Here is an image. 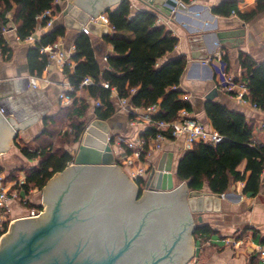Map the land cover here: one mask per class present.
I'll list each match as a JSON object with an SVG mask.
<instances>
[{
    "label": "trees",
    "instance_id": "obj_1",
    "mask_svg": "<svg viewBox=\"0 0 264 264\" xmlns=\"http://www.w3.org/2000/svg\"><path fill=\"white\" fill-rule=\"evenodd\" d=\"M55 1L0 0V45L4 59L11 58V48L1 35L2 27L8 23L7 12L12 13L18 35L25 38L35 30L38 15L54 6L59 10ZM263 8L264 0H256L255 9L249 14L254 15ZM212 10L229 15L232 10L238 12L237 2H222ZM106 14L112 31L104 39L113 48V53L107 56L108 67L102 69L99 66L91 35L80 32L75 38V49L70 58L73 66L67 64L63 68L73 88L69 93L74 97L73 110L69 115V126L73 132L71 144L80 140L90 108L85 99L76 98V91L82 88L87 90L92 99L100 101V106H94L93 109L95 116L100 119H108L115 113V104L110 97L112 87L120 97H128L132 105L138 108L158 104L156 119L172 121L181 109L192 110L191 104L180 97L182 91L177 88L186 67L185 56L163 60L174 50L178 38L165 25L158 23L153 11H132L130 0H122L113 9H108ZM242 16L247 18L248 14L242 13ZM41 23L45 24L46 18ZM64 31L63 26L53 28L41 35L38 45L29 48L28 67L31 74L41 75L48 64L47 56L39 52V45L53 43L64 35ZM239 62L242 68L240 80L247 83L248 98L264 109V60L257 62L251 55L241 51ZM85 77L92 78L93 82L80 86ZM102 81H107L110 88L102 86ZM204 109L222 140L215 145L195 143L178 160L177 180L186 182L190 190L202 189L207 185L210 192L217 194L224 193L231 180L242 181L243 193L255 196L264 180V142L256 134L264 131V123L255 126L242 112L213 100H207ZM156 132L155 126H150L144 135L153 136ZM17 146L28 160H37L34 166L21 168L26 173L25 183L21 186L26 194L32 189L41 190L54 174L63 171L72 161L69 151L60 144L56 146L53 140L43 141L34 149L20 143ZM242 162L245 166L240 171L238 166ZM15 173L11 178H14ZM136 183L140 189L144 187V179ZM28 206L42 208L40 205ZM6 230V226L0 229V237ZM213 233L215 231L208 225L201 224L195 228L193 236L195 239L208 238ZM261 243H264V237ZM257 259V256L251 257L249 264H259Z\"/></svg>",
    "mask_w": 264,
    "mask_h": 264
},
{
    "label": "crops",
    "instance_id": "obj_2",
    "mask_svg": "<svg viewBox=\"0 0 264 264\" xmlns=\"http://www.w3.org/2000/svg\"><path fill=\"white\" fill-rule=\"evenodd\" d=\"M179 1L183 7L176 8L170 15L153 12L158 17V23L165 25L178 38L174 50L164 56L163 60L181 55L186 58V67L177 88L182 91L180 97L191 104V114L206 127L213 128L205 113L204 105L207 101L205 97L215 91L213 101L220 102L229 109L242 112L246 119L251 120L255 126L263 124L264 115L248 106L241 105L220 89L217 86L218 77L214 68L202 61L222 52L227 70L236 79L242 77L239 62L241 51L251 55L257 62L263 61L264 8L251 15L249 13L255 9L256 0H190L188 3ZM226 1L237 2V14L230 12L229 15H225L213 12V7ZM66 2L67 0H59L56 3L60 14L55 17L52 28L45 32L63 26L64 35L57 40L62 42L65 50L73 53L75 47L73 49L72 47L75 46V38L80 32L63 25L64 18L61 11ZM115 3L111 4L109 9H113L118 4ZM131 7L132 11H152L142 0H131ZM106 11L102 14L107 16ZM242 13L248 14V17H243ZM107 26L109 34L112 30L109 25ZM217 33L228 35L232 42L219 43ZM90 35L95 58L99 66L105 69L108 67L107 56L113 53L112 45L104 37L92 33ZM7 38L9 41L7 45L11 48V58L6 60L0 55V98L10 96L19 114L10 118L9 124L16 129V133L13 145L0 154V168L6 171L8 179H11L13 174L21 168L34 166L37 163V160H28L17 144L20 143L34 149L43 141L53 140L62 122L69 120L74 105L73 102L66 105L59 99V93L68 88L69 80L63 69L55 65H48L41 75H35L46 78L47 82L41 80L39 87L34 88L25 81L24 90L20 91L16 79L22 76H34L28 67V51L33 46L18 43L12 34H9ZM236 39H240V42H236ZM75 95L77 99H85L90 104L87 114L96 118L93 110L94 99L89 96L87 90L79 89ZM113 101L115 113L107 119L113 132L118 133L124 139H134L138 135H144L145 130L150 126L132 125L133 115L118 111L116 99ZM153 105H156L154 114H157L159 105ZM136 111L144 113L143 108H138ZM256 134H258L257 138L264 142V131ZM164 152L173 153L172 164L173 168H176L178 160L184 154V137L166 140L161 150L153 149L149 153H144L142 155L144 166L148 169L157 166ZM69 153L72 155V151ZM244 166L245 163L242 162L238 169L243 171ZM174 177L175 181H178L176 174ZM243 187L244 182L231 180L228 189L222 193L223 196L219 200L220 210L203 212L204 224L215 231L208 238L193 239L194 254L197 253L204 264H249V259L253 256H257L259 264H262L257 249L258 246L264 245L261 243L264 237V180L259 193L255 196L244 194ZM202 189L209 191L207 185H204ZM40 202L41 200H30L29 204L38 206ZM10 205V216L13 221L24 214L25 207L20 201L13 200ZM254 231H256L255 234H253ZM197 241L199 243L202 241L200 248L196 247Z\"/></svg>",
    "mask_w": 264,
    "mask_h": 264
},
{
    "label": "water",
    "instance_id": "obj_3",
    "mask_svg": "<svg viewBox=\"0 0 264 264\" xmlns=\"http://www.w3.org/2000/svg\"><path fill=\"white\" fill-rule=\"evenodd\" d=\"M121 1L67 0L61 11L63 25L79 32L84 26L90 34L104 37L108 26L98 15ZM142 1L152 11L166 15L183 7L179 0ZM95 17L96 21L91 19ZM217 37L221 44L232 42L223 33ZM214 95L212 91L205 98L213 100ZM109 130L107 119L96 117L90 122L72 161L42 188L46 222L31 225L38 220L35 217L12 221L0 237V264H185L194 254V230L204 224V211L220 210L223 194L190 190L186 182L177 185L173 153L164 152L143 178L145 191L138 198L139 186L116 162ZM15 133L0 114V154L13 145ZM151 210H156L151 234L160 237L148 247L154 249L152 255L126 256L133 245L130 237L143 235ZM163 236H170L171 241L167 243ZM53 245L60 248L53 249ZM55 252L64 254L44 257Z\"/></svg>",
    "mask_w": 264,
    "mask_h": 264
},
{
    "label": "built area",
    "instance_id": "obj_4",
    "mask_svg": "<svg viewBox=\"0 0 264 264\" xmlns=\"http://www.w3.org/2000/svg\"><path fill=\"white\" fill-rule=\"evenodd\" d=\"M56 0L55 3H58ZM56 7H52L44 11L42 14L36 17L38 24L35 30L26 36L21 38L16 30V26L13 22L11 12H7L6 17L8 23L4 25L1 29V35L5 41L8 43V36L12 34L18 43H25L30 46L38 45L40 37L44 32L52 28L54 24L55 17L60 11ZM232 14H237L236 10L231 11ZM105 24L110 26L108 18L105 14L98 15ZM46 18V23L42 24V19ZM96 21L95 18H91ZM111 28V26H110ZM82 32L89 34V31L83 26ZM74 46L72 47V49ZM2 49L0 45V55ZM39 52L47 56V61L49 65H55L61 69L67 64H72L71 61V51L65 50L62 42L56 40L53 43L46 45H39ZM203 63H209L215 70L218 80L217 86L228 93L232 98L236 99L238 103L243 106H248L252 110L259 114L264 115V109L255 103H252L248 98L249 89L247 83L236 79L227 70L226 62L223 59V53L218 52L213 56L207 57L202 61ZM43 80L47 82L46 78L37 76H22L16 79L18 89L20 91L24 90L23 83L26 81L28 85L32 87H39L40 81ZM93 82L92 78L85 77L80 86L88 85ZM101 85L105 88H110L107 81H102ZM110 97L116 99L118 111H123L128 115H133L131 124L134 126H155L157 130L156 134L153 136H136L134 139H124L119 137L118 146L113 144V151L116 158L117 164L126 167L128 169V174L134 182L139 179H143L149 169L146 168L142 161V155L144 153H149L150 150L156 149L161 150L163 143L166 140H173L180 136L184 137V153L194 146L195 143L205 142L209 144H217L222 140V136L214 128L206 127L198 118H196L191 111L183 108L178 112L177 117L172 121H164L155 118L154 111L156 105L147 106L144 109V113H139L136 111L138 107L131 104L128 97H120L117 90L112 87ZM72 86L68 83V88L59 93V99L66 105L71 104L74 101V97L69 93L72 91ZM133 89L131 90V92ZM99 100H94V106H100ZM0 114L3 115L8 122L10 118L19 114V110L14 106L10 96H2L0 98ZM111 139V136H108ZM113 142V139H111ZM110 141V140H109ZM26 175L23 171H18L14 178L8 179V173L0 168V229L5 226L8 228L10 223L13 221L11 218V201H20V196L24 197L26 193L21 188L25 183ZM24 208V214L18 218L24 217H38L42 214L43 209L38 207H29L26 205V200L22 204ZM41 206V205H40ZM258 254L261 256L262 264H264V245L258 246ZM195 256V255H194ZM193 256V257H194ZM192 257V258H193ZM190 258V260L192 259ZM188 260V261H190ZM186 264H194V262H188Z\"/></svg>",
    "mask_w": 264,
    "mask_h": 264
},
{
    "label": "rangeland",
    "instance_id": "obj_5",
    "mask_svg": "<svg viewBox=\"0 0 264 264\" xmlns=\"http://www.w3.org/2000/svg\"><path fill=\"white\" fill-rule=\"evenodd\" d=\"M131 1V0H130ZM59 11V10H58ZM57 11V12H58ZM60 14V12L58 13ZM11 16H12V13H11ZM86 124H85V129L87 128V126L90 124V122L95 118L94 116H90V114H87L86 116ZM62 126H60V128L57 130V132H55V135H54V139H53V142L54 144L57 146L58 144L62 145V146H67L66 148L69 150V151H72V155L75 153L76 151V148L78 146V144L80 143V140L83 136V133L85 132V129L83 131V133L81 134L80 136V140L75 143V144H71L70 143V140L72 139V135H73V132H72V129L70 128V120H66V122H62ZM72 123V121H71ZM110 125V123H109ZM107 135L108 136H111V139H113V142H111L112 140L110 139V143L113 145L115 144L116 146H118V140H119V137L120 135L118 133H115L113 132V130L110 128V130L107 132ZM1 159V158H0ZM28 167V166H27ZM126 172H127V169L125 167H123ZM150 170V168H149ZM20 171H23V173L26 175L25 171L24 170H20ZM149 172H147L148 174ZM128 177L130 178L129 174L127 173ZM131 179V178H130ZM182 182H179V181H176V184H180ZM43 194L44 192L41 190L38 191V189H32L29 193H27L24 197L20 196V203L21 204H24V200H26V205H29L30 203V200L32 201H38V200H41L40 202V205L42 206V209H43V212L45 213V206H44V200H43ZM30 207V206H29ZM196 216L197 214H194L193 215V218H194V221H196ZM195 240V238H194ZM202 241H200V243L197 241L196 243V247L200 248V244H201ZM195 255V256H194ZM193 256V258L188 261V262H194V264H204L203 261H202V258H199L200 256L197 255V253H195Z\"/></svg>",
    "mask_w": 264,
    "mask_h": 264
},
{
    "label": "flooded vegetation",
    "instance_id": "obj_6",
    "mask_svg": "<svg viewBox=\"0 0 264 264\" xmlns=\"http://www.w3.org/2000/svg\"><path fill=\"white\" fill-rule=\"evenodd\" d=\"M145 191V189H144V187H142L141 189H139V192H140V194H139V192H138V194H137V196H138V198L139 197H141L142 195H143V192ZM155 212H156V210H151L150 211V217H149V219H147L146 220V223L145 224H143V229H145V231L143 232V235H137L136 237H130V239H133L132 240V243H133V245H131L130 247H129V250H128V252H126V256H128V257H131V258H137L138 256H143V257H145V256H148L149 257V255H152L151 254V252L154 250V249H151V250H149L148 249V247L151 245V244H153L156 240H157V237L158 238H160L159 236H154V235H152L151 233H152V231H153V223L155 222V220H154V215H155ZM157 214V213H156ZM35 218H38V220H36V221H34L33 223H31V225H39V224H43V223H45L46 221H45V219H46V213H44V212H42V214L40 215V216H38V217H35ZM145 225V226H144ZM10 226V225H9ZM7 230H8V228H7ZM6 230V231H7ZM153 237H152V236ZM171 236V235H170ZM170 236H167V237H164L163 236V240H170L171 241V238H170ZM124 237L122 236V237H120V241H123L124 242V240L125 239H123ZM126 239H127V237H126ZM43 240H49V238H44ZM169 240H168V242L167 243H169ZM46 243V242H45ZM70 246H71V244H70ZM69 246V247H70ZM60 248V246L58 247V246H55V245H53L52 246V248L54 249V248ZM68 246L66 247V248H69ZM65 248V247H64ZM181 251V250H180ZM180 251L178 252V256H180V254L182 255V253H180ZM183 252V251H182ZM62 254H64V253H61L60 254V252H55V253H51V254H49V255H44V257H47V256H51V255H54V256H57V257H59L60 255H62ZM194 255V254H193ZM193 255L192 256H190L189 257V259L188 260H190V258H192L193 257ZM82 257V256H81ZM122 258V257H121ZM187 260V261H188ZM187 261H186V263H187ZM185 263V264H186Z\"/></svg>",
    "mask_w": 264,
    "mask_h": 264
}]
</instances>
